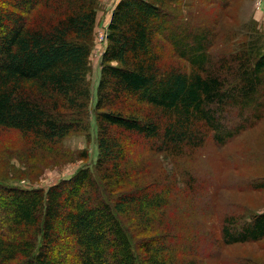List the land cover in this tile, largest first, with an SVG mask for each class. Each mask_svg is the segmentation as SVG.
Segmentation results:
<instances>
[{"label": "trees", "instance_id": "obj_1", "mask_svg": "<svg viewBox=\"0 0 264 264\" xmlns=\"http://www.w3.org/2000/svg\"><path fill=\"white\" fill-rule=\"evenodd\" d=\"M166 1H117L93 89L95 0H0V129L60 141L80 121L49 107L68 103L85 114L95 96L87 124L94 160L45 189L0 182V264H194L192 234L171 218L160 183L141 184L148 171L131 146L179 156L210 133L222 146L253 126L264 110V50L216 63L211 29L179 23ZM167 49L189 70L161 68ZM142 105L148 114L139 118ZM233 111L249 123L230 128ZM262 238L264 212L223 219L222 244Z\"/></svg>", "mask_w": 264, "mask_h": 264}, {"label": "rangeland", "instance_id": "obj_2", "mask_svg": "<svg viewBox=\"0 0 264 264\" xmlns=\"http://www.w3.org/2000/svg\"><path fill=\"white\" fill-rule=\"evenodd\" d=\"M116 1L95 0L96 23L88 73L93 89L106 46L99 40ZM223 3L224 0H167L164 9L177 15L179 23L211 29L215 36L212 58L216 63L221 57L247 47L256 53L262 52L264 0H230L228 7L221 8ZM160 66L189 70L188 63L170 54L168 49ZM94 103L95 96H90L85 114L68 103L49 107L59 119L80 121L68 136L54 143L25 137L14 129H0V182L45 189L94 160V134L87 127L88 123L94 124ZM147 112L148 108L142 105L139 118L146 117ZM233 112L227 118L230 128L233 123H249L237 111ZM262 113L253 126L240 131L222 146L212 140L211 133L201 147L186 149L179 156L150 153L135 143L131 146L132 160L138 164L144 162L148 171L141 184L145 186L154 180L157 185L160 183L170 193L168 203L174 209L171 218L182 231L192 234L188 241L195 246L192 250L198 252L193 258L194 264H264V238L232 245L219 240L224 218L235 217L241 222L250 214L264 212V110ZM247 117L255 118L254 114ZM85 150L91 153L88 160L80 157Z\"/></svg>", "mask_w": 264, "mask_h": 264}, {"label": "built area", "instance_id": "obj_3", "mask_svg": "<svg viewBox=\"0 0 264 264\" xmlns=\"http://www.w3.org/2000/svg\"><path fill=\"white\" fill-rule=\"evenodd\" d=\"M100 43L105 44L106 43V32H103V34L100 37Z\"/></svg>", "mask_w": 264, "mask_h": 264}, {"label": "crops", "instance_id": "obj_4", "mask_svg": "<svg viewBox=\"0 0 264 264\" xmlns=\"http://www.w3.org/2000/svg\"><path fill=\"white\" fill-rule=\"evenodd\" d=\"M118 1V0H117ZM117 1H116V3H117Z\"/></svg>", "mask_w": 264, "mask_h": 264}]
</instances>
